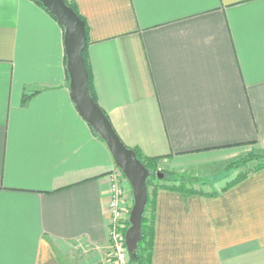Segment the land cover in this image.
<instances>
[{
    "label": "crops",
    "instance_id": "0c3cea01",
    "mask_svg": "<svg viewBox=\"0 0 264 264\" xmlns=\"http://www.w3.org/2000/svg\"><path fill=\"white\" fill-rule=\"evenodd\" d=\"M66 1L97 103L167 174L149 189L152 264H264V168H230L264 150V0ZM65 58L50 13L0 0V264H100L110 247L117 167Z\"/></svg>",
    "mask_w": 264,
    "mask_h": 264
},
{
    "label": "water",
    "instance_id": "95a60500",
    "mask_svg": "<svg viewBox=\"0 0 264 264\" xmlns=\"http://www.w3.org/2000/svg\"><path fill=\"white\" fill-rule=\"evenodd\" d=\"M53 15L64 29L66 69L72 100L83 119L99 134L110 151L117 168L130 183L134 205L129 215L125 244L129 255L138 256L142 239V219L148 202L147 180L150 171L120 139L110 119L93 99L89 89V73L85 66L87 47L86 23L65 0H36ZM159 179L164 177L158 174Z\"/></svg>",
    "mask_w": 264,
    "mask_h": 264
},
{
    "label": "trees",
    "instance_id": "16d2710c",
    "mask_svg": "<svg viewBox=\"0 0 264 264\" xmlns=\"http://www.w3.org/2000/svg\"><path fill=\"white\" fill-rule=\"evenodd\" d=\"M33 1H35L40 6L43 7V5L41 3H39L38 1H36V0H33ZM66 3L72 9H74L76 11V13L79 15V13L77 11V8H76V6L74 4L69 3L67 1H66ZM44 9L49 13V11L46 8H44ZM79 16L86 23L87 47H86V50H85L83 56H84V60H85L86 69H87V71L89 73V89H90V92H91V95H92L93 99L97 102L95 91H94L93 84H92V77H91V72H90V68H89V64H88V57H87V51H88V46H89V27H88V24L85 21V19L81 15H79ZM65 66H66V58H65ZM66 72H67V69H66ZM68 79H69V76H68ZM26 101H27V97L24 98V103ZM92 130H93V133L98 138H100L99 134L93 128H92ZM132 150H134L136 152L138 159L150 171L151 175H150V177L147 180L148 202H147L145 213H144V216H143V219H142V239H141V242L139 244L140 253H139L138 256H136V255L131 256L130 255L131 264H152L153 246H154V226H155V200H154L153 196L150 195L149 189L152 186L155 187V189L160 188L159 184H160L161 181H164L165 178H163L161 180V179H159L157 177L158 168H159V166H158L159 165V163H158L159 159L158 158L146 157L138 149H132ZM253 161H257L258 162V166L252 172H256V171H259V170L263 169L264 168V150H262L258 154L251 155L249 157H246L245 159H242L239 163H234L230 168H232V169L233 168H237L238 166H243V165H246L247 163H250V162H253ZM180 189H182L181 191L185 192L186 194H194V193H196L194 190L187 189L186 186H184V187H182ZM128 228H129V223H128Z\"/></svg>",
    "mask_w": 264,
    "mask_h": 264
},
{
    "label": "built area",
    "instance_id": "2783aa9c",
    "mask_svg": "<svg viewBox=\"0 0 264 264\" xmlns=\"http://www.w3.org/2000/svg\"><path fill=\"white\" fill-rule=\"evenodd\" d=\"M111 176L110 201L108 205L109 215V243L110 252L108 259L124 264L130 256L125 244V235L128 228V209L130 201L122 187L125 175L117 168Z\"/></svg>",
    "mask_w": 264,
    "mask_h": 264
},
{
    "label": "rangeland",
    "instance_id": "374dc122",
    "mask_svg": "<svg viewBox=\"0 0 264 264\" xmlns=\"http://www.w3.org/2000/svg\"><path fill=\"white\" fill-rule=\"evenodd\" d=\"M261 151H259V152H256V153H254V154H251V155H255V154H258V153H260ZM251 155H249V156H251ZM248 156V157H249ZM245 159V158H244ZM241 160H239L238 162H236V163H239ZM258 166V162L257 161H253V162H250V163H247L246 165H243V166H238L237 167V169H240V171L241 172H248V173H250V172H252V171H254L255 169H256V167ZM233 169H236V168H233ZM116 171H118L117 170V168L115 169V172ZM158 174H161L164 178H167V174H166V172L164 171V170H162V169H159L158 168V173H157V175ZM126 180L125 181H122V187H123V189H124V191H125V193L128 195V200L130 201V205H129V207H131L130 209H128V217H129V215H130V212H131V210H132V207H133V205H134V194H133V189H132V187H131V185H130V183L128 182V180H127V178L126 177H124ZM179 180H180V178H178ZM185 179H187L188 180V178H186L185 177ZM181 183V182H180ZM186 187H193V186H190L189 184H186L185 185ZM129 219V218H128ZM129 223V222H128ZM128 230V229H127ZM127 232V231H126ZM110 252V247H109V250H108V252H106V253H104L103 254V257H104V260L100 263V264H120V263H117L116 261H110V259H108V253ZM124 264H131V258H130V256L128 257V259L126 260V262L124 263Z\"/></svg>",
    "mask_w": 264,
    "mask_h": 264
}]
</instances>
